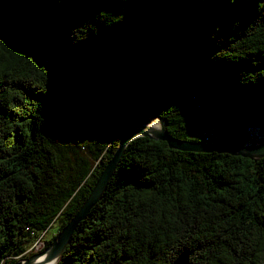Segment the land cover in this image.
Masks as SVG:
<instances>
[{
    "label": "trees",
    "instance_id": "1",
    "mask_svg": "<svg viewBox=\"0 0 264 264\" xmlns=\"http://www.w3.org/2000/svg\"><path fill=\"white\" fill-rule=\"evenodd\" d=\"M134 113L179 139L264 133V0H0V264L59 221L49 245ZM180 254L264 264V157L134 139L57 264Z\"/></svg>",
    "mask_w": 264,
    "mask_h": 264
},
{
    "label": "water",
    "instance_id": "2",
    "mask_svg": "<svg viewBox=\"0 0 264 264\" xmlns=\"http://www.w3.org/2000/svg\"><path fill=\"white\" fill-rule=\"evenodd\" d=\"M141 115L146 116L147 121L135 124V118ZM252 128L257 129L259 132V135L254 139L248 138L243 141L235 142L186 140L171 136L166 130L164 119L159 115H148L145 113L132 114L130 116V123L122 133L116 150L102 169L89 195L77 213L59 231L48 246L34 249L29 257L19 259L14 264H37V258H42L45 263L49 262L57 264L78 224L86 218L90 209L102 198L106 186L112 177L125 148L134 139L138 137H148L153 140L164 141L169 148L180 151L228 153L230 155H239L252 160H258L264 157V133L259 127ZM250 129L251 128H249L248 133L252 134ZM171 264H189L188 255H178Z\"/></svg>",
    "mask_w": 264,
    "mask_h": 264
},
{
    "label": "rangeland",
    "instance_id": "3",
    "mask_svg": "<svg viewBox=\"0 0 264 264\" xmlns=\"http://www.w3.org/2000/svg\"><path fill=\"white\" fill-rule=\"evenodd\" d=\"M250 122L252 123H255V124H261V125H264V117H260V118H251L249 120ZM250 132L252 134H256L258 131L257 129H254L251 127V130ZM199 134V132L197 133V135ZM195 135V136H197ZM202 135V134H201ZM201 137V136H200ZM255 138V136H254ZM59 224V221L58 222H55L53 224V227H51L49 229L48 232L44 233L43 236L39 239V240H36L26 251H25V256H29V254H31L33 252L34 249H39V248H42L43 245L45 244V240L49 239L54 233H55V230H56V226H58ZM25 258V257H24Z\"/></svg>",
    "mask_w": 264,
    "mask_h": 264
},
{
    "label": "bare ground",
    "instance_id": "4",
    "mask_svg": "<svg viewBox=\"0 0 264 264\" xmlns=\"http://www.w3.org/2000/svg\"><path fill=\"white\" fill-rule=\"evenodd\" d=\"M36 261H37V264H52L49 262L45 263L42 258H37Z\"/></svg>",
    "mask_w": 264,
    "mask_h": 264
},
{
    "label": "built area",
    "instance_id": "5",
    "mask_svg": "<svg viewBox=\"0 0 264 264\" xmlns=\"http://www.w3.org/2000/svg\"><path fill=\"white\" fill-rule=\"evenodd\" d=\"M249 135H250L249 137H250L251 139H254V136H255V137L258 136V135H256V134H249Z\"/></svg>",
    "mask_w": 264,
    "mask_h": 264
}]
</instances>
